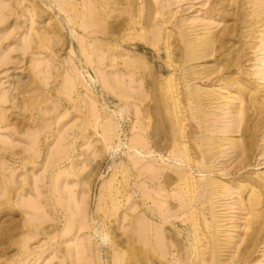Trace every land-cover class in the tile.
Instances as JSON below:
<instances>
[{"label":"rangeland","instance_id":"rangeland-1","mask_svg":"<svg viewBox=\"0 0 264 264\" xmlns=\"http://www.w3.org/2000/svg\"><path fill=\"white\" fill-rule=\"evenodd\" d=\"M92 1L0 0V264H264V0Z\"/></svg>","mask_w":264,"mask_h":264},{"label":"bare ground","instance_id":"bare-ground-1","mask_svg":"<svg viewBox=\"0 0 264 264\" xmlns=\"http://www.w3.org/2000/svg\"><path fill=\"white\" fill-rule=\"evenodd\" d=\"M94 1H96V0H94ZM94 1H92V2H94ZM100 1H101V0H99V2H100ZM103 1H106V0H102V2H103ZM92 2H91V4H90L91 6H92ZM108 2H109V1H107V2H105V3H108ZM67 3H68V2H66V5H69V4H67ZM69 3H70V2H69ZM94 3H95V2H94ZM94 3H93V6H95V12H96V9H100V8H99L98 6H97L98 8H96V5H94ZM96 3H98V0H97ZM96 3H95V4H96ZM100 3H101V2H100ZM98 4H99V3H98ZM33 5H34V4H33ZM64 5H65V4H64ZM66 5H65V7H66ZM75 5H76V4H75ZM99 5H100V4H99ZM102 5H103V4H102ZM154 5L156 6V4H154ZM34 6H35V5H34ZM34 6H33V7H34ZM60 6H61V5H60ZM62 6H63V5H62ZM91 6H90V7H91ZM104 6H105V4H104ZM107 6H108V5H107ZM33 7H32V8H33ZM65 7H64V9H65ZM70 7H73V6H72V3H70ZM75 7H76V6H75ZM75 7H73L74 10H76ZM84 7H85V5H84ZM90 7H89V5H87L86 9H87V8H90ZM100 7H101V6H100ZM59 8H62V7H59ZM101 8H102V7H101ZM151 8H152V7H151ZM35 9H37V8H34L33 11H34ZM62 9H63V8H62ZM83 9H84V8L82 7V10H83ZM86 9H84V10H86ZM90 9H92V8H90ZM90 9H88V10H90ZM93 9H94V8H93ZM102 9H103V8H102ZM154 9H155V7H154ZM154 9H153V10H154ZM60 10H61V9H60ZM60 10H59V11H60ZM65 10L68 11V6H67V9H65ZM71 10H72V11H71ZM71 10H70V12H73V11H74L73 9H71ZM84 10H83V11H84ZM100 10H101V9H100ZM83 11H82V13H83ZM86 11H87V10H86ZM91 11H94V10H91ZM97 11H98V10H97ZM103 11H106V10H103ZM155 11H156V10H154L153 12H155ZM39 12H40V11H39ZM60 12H63V10H61ZM75 12H76V11H75ZM77 12H78V10H77ZM98 12H100V11H98ZM149 12H150V11H149ZM153 12H152V13H153ZM34 13L37 14L36 12H34ZM40 13H41V12H40ZM65 13H66V12H65ZM65 13H64V14H65ZM73 13H74V12H73ZM73 13H71V14H73ZM82 13H81V17L86 15L85 12H84V15H82ZM102 13H104V12H102ZM106 13H107V12H105V14H106ZM108 13H109V12H108ZM68 14H70V13L68 12ZM88 14L90 15V17H92V15H91L89 12H88ZM95 14H96V13H95ZM260 14H261V12H260ZM260 14H259V15H260ZM65 15H66V14H65ZM75 15H77V14L74 13V16H75ZM89 15H88V16H89ZM96 15H97V14H96ZM106 15H107V14H106ZM108 15H109V14H108ZM1 16H2V15H1ZM41 16H42V15H41ZM41 16H39V17H41ZM74 16H73V17H74ZM86 16H87V15H86ZM98 16H99V14H98ZM100 16L102 17V15H100ZM67 17H69V15H68ZM77 17H79V16H77ZM101 17H100V18H101ZM105 17H106V16H105ZM155 17H156V20H158V19H157V15H156ZM84 18H85V17H83L82 20H83V21H86V20H84ZM88 18H89V17H88ZM88 18L86 17V19H88ZM93 18L95 19V20H94L95 22L98 21V20H96L95 16H93ZM93 18H92V19L90 18V19H91V22L93 21ZM70 19H72V18H70ZM97 19H99V18H97ZM103 19H104V18H103ZM105 19H106V18H105ZM163 19H164V17H163ZM167 19H168V20H167ZM167 19H166V22H167V24H168V22H169V18H167ZM99 20L102 21V18L99 19ZM107 20H108V19H107ZM156 20H155V21H156ZM69 21H70V20H69ZM71 21H72V20H71ZM71 21H70V22H71ZM152 21H153V20H152ZM163 21H164V20H163ZM163 21L160 22V20H159V23H163ZM91 22H90V25H91ZM98 22H99V21H98ZM103 22H104V21H103ZM156 22H157V21H156ZM166 22H164V23H166ZM87 23H88V21H87ZM124 23H125V22H124ZM164 23H163V24H164ZM93 24H94V22H93ZM128 24H129V23H128ZM153 24H155V23L153 22ZM156 24H157V23H156ZM83 25H87V24H84V22H83ZM88 25H89V24H88ZM88 25H87V26H88ZM90 25H89V27H90ZM157 25H158V24H157ZM87 26H86V27H87ZM121 26H122V25H121ZM151 26H152V25H151ZM153 26H154V25H153ZM153 26H152V27H153ZM86 27H85V28H86ZM103 27H104V26H103ZM152 27H150V28H152ZM155 27H158V26H154V28H155ZM154 28H153V29H154ZM159 28H160V27H159ZM159 28H156V29H159ZM86 29H87V28H86ZM98 29H99V27H98ZM149 30H150V29H149ZM162 30H163V29H162ZM162 30H161V32H162ZM152 31L155 32L156 30H152ZM159 31H160V30H159ZM159 31H156L155 33L159 32ZM56 32H57V31H56ZM149 32H150V31H149ZM154 32H153V35H154ZM90 33H92V32H90ZM145 33H146V32H145ZM159 33H160V32H159ZM39 34H40V33H39ZM54 34H56V33H54ZM147 34H148V33H147ZM40 35H42V36H41V37H42V38H41L42 40H43V39H48L47 37H46V38H43V36H44L43 34H40ZM150 35H151V34H150ZM150 35H149V36H150ZM155 35H157V34H155ZM155 35L152 36V37H155ZM158 35H159V34H158ZM158 35H157V37H158ZM37 36H38V35H37ZM46 36H47V35H46ZM143 36L146 37V39H145V43H146L147 45L152 46V47L157 46V43H156L157 41H153V39H151V37H150V38H147L146 35H143ZM213 36H214V35H213ZM44 37H45V36H44ZM145 37H144V38H145ZM157 37H155V39H156ZM159 37H160V35H159ZM159 37H158V38H159ZM207 37H209V36H207ZM210 37H211V35H210ZM37 38H38V37H37ZM144 38H143V39H144ZM158 38H157V39H158ZM215 38H216V36H215ZM215 38H214V37H211L210 40H206V39H205L206 41H203V42H201L202 40H200V42H201V46H200V48L198 47V49L196 48L198 51H197L196 49H195V51H193V53L195 52L194 55H195V56H198L200 53H202L201 51L206 52V51H207V46H206V45H207L208 43L210 44V43L215 42ZM5 39H6V38H5ZM41 39H40V40H41ZM208 39H209V38H208ZM40 40L38 41V39H37V42H39L38 44L41 43L42 40H41V41H40ZM43 41H44V40H43ZM43 41H42V43H43ZM45 41H46V40H45ZM195 41H196V40H195ZM30 42H31V41H30ZM37 42H36V43H37ZM48 42H49V39H48ZM191 42L193 43V41H191ZM42 43H41V45H43ZM29 44H30V43H29ZM38 44H36L35 47L38 46ZM48 44H49V43H48ZM188 44H189V43H188ZM41 45H39V46H41ZM199 45H200V44H199ZM199 45H198V46H199ZM189 46H190V45H189ZM43 47H44V46H43ZM202 47H204V49H203ZM210 47H211V46H210ZM41 48H42V47H41ZM41 48H40V50H42ZM27 49H29V48H27ZM47 49H48V48H47ZM208 49H209V48H208ZM101 51H102V50H101ZM199 51H200V53H199ZM8 52H9V51H8ZM190 52H192V51H190ZM202 56H203V55H202ZM2 57H3V55H2ZM4 57H5V56H4ZM8 57H9V55H8ZM8 57H7V58H8ZM198 57H199V56H198ZM198 57H196V58L199 59ZM204 57H205V56H204ZM192 58H194V56H192ZM196 58H195V59H196ZM200 58H201V57H200ZM138 62L142 63L143 61H139V60H138ZM39 63H41V62H39ZM144 63H145V62H144ZM38 65L41 66V64H38ZM37 67H38V66H37ZM38 68H39V67H38ZM39 70H40V69H39ZM39 70H38V73H39ZM42 70H43V69H42ZM40 71H41V70H40ZM41 72H42V71H41ZM69 79H70V78H69ZM73 82H74V81H73ZM73 82L71 81V83H73ZM71 83H70V84H71ZM0 86H1V85H0ZM2 86H3V85H2ZM4 87H5V86H4ZM1 88H3V87H1ZM113 88H114V87H113ZM109 89H110V88H109ZM4 90H5V89H4ZM4 90H3V91H4ZM7 90H8V89H7ZM7 90H5V92H6ZM33 90H34V89H33ZM68 90H69V89H68ZM3 91L0 92L1 95H2V94H6V93L3 92ZM114 91H115V90H114ZM114 91H113V92H114ZM37 92H38V91H37ZM8 94H9V93H8ZM8 94H7V95H8ZM12 94H13V93H12ZM1 95H0V99H1V97L3 96V95H2V96H1ZM68 95H70V94H68ZM42 96H43V95H42ZM210 97H211V96H210ZM14 98H15V97H14ZM196 98H197V97H196ZM1 100H2V99H1ZM8 100H9V99H8ZM174 100H176V98H175ZM5 101H6V100H5ZM7 102H8V101H7ZM9 102H10V101H9ZM40 102H41V101H40ZM40 102H39V103H40ZM1 103H5V102H1ZM10 103H11V102H10ZM39 103H38V104H39ZM175 104H176V102H175ZM35 105H37V104H35ZM35 105H33V107H37V106H35ZM231 105H232V104H231ZM175 106H176V105H175ZM191 106H192V105H191ZM232 106H233V105H232ZM178 108H179V107H178ZM33 109L35 110V108H33ZM2 110H3L2 112L4 113V108H3ZM173 110L175 111L174 113L176 114V115H175L176 117H174L175 120H176L177 118H179V117H177L178 112H177L176 108H175V109L173 108ZM0 111H1V110H0ZM179 111H180V110H179ZM235 111H236V110H235ZM2 112H1V114H0V118H1L2 116L6 115V113L3 114ZM236 112H238V111H236ZM2 114H3V115H2ZM1 115H2V116H1ZM183 115H184V114H183ZM204 115L206 116V117L204 116L205 119H206L207 117L209 118V116H208L209 113H208V114L206 113V114H204ZM237 115H238V114H237ZM237 115H236V116H237ZM173 116H174V115H173ZM202 116H203V114H202ZM202 116H200V117H202ZM4 117H5V116H4ZM6 117H7V115H6ZM8 117H9V116H8ZM7 119H8V118H7ZM200 119H202V118H200ZM209 119H210V118H209ZM0 120H1V119H0ZM3 120H4V119H3ZM173 120H174V119H173ZM181 120H182V119H181ZM181 120H178V123H179V121L181 122ZM8 121H10V120L8 119ZM8 121H7V122H8ZM246 121H247V119H246ZM172 122H175V121H172ZM182 122H183V120H182ZM182 122H181V125H182ZM178 123L176 122L175 125H177ZM39 124H40V123H39ZM172 124H173V123H172ZM40 126H41V125H40ZM173 126H174V125H173ZM177 126L180 127V125H177ZM238 126H239V125H238ZM38 127H39V126H38ZM174 127H175V126H174ZM174 127H173V128H174ZM233 127H234V126H233ZM11 128H12V127H11ZM14 128H15V127H13V129H14ZM181 128H182V127H180V131H179V129L176 130V127H175V130H176V131H179L180 134H183V131L181 130ZM28 129H29V128H28ZM28 129H26V130H28ZM229 129H231V128L229 127ZM29 130H30V129H29ZM171 130H172V128H171ZM173 130H174V129H173ZM173 130H172V132L175 131V130H174V131H173ZM236 130H237V129H236ZM33 131H34V130H33ZM33 131L31 130L32 135H34L33 133H35V132H33ZM210 131H211V130H210ZM26 132H27V131H26ZM26 132H25V134L29 137V135H31V134H28V132H27V133H26ZM29 132H30V131H29ZM181 132H182V133H181ZM228 132H229V131H228ZM36 133H38V132H36ZM176 133H178V132H176ZM176 133L174 132V134H176ZM230 133H231V132H230ZM39 134H40V133H38V135H39ZM180 134H178V135H180ZM26 135H25V136H26ZM38 135L35 134V136H32V139L30 140V142L33 143L32 141H35V140L37 141V139H38ZM173 136H174V135H173ZM173 136H171V137H173ZM2 137H3V136L0 135V140L3 141V138H2ZM30 137H31V136H30ZM143 137H144V136H143ZM143 137H142V138H143ZM175 137H176V136H175ZM181 137H182V136H181ZM224 137H225V136H224ZM248 137H249V136H248ZM248 137H247V138H248ZM33 138H35V140H34ZM138 138H139V137H138ZM138 138H137V139H138ZM177 138H178V137H177ZM203 138H204V137H203ZM231 138H232V137H231ZM231 138H230V137H227V138H224V139H226V143H227V144H230L231 147L234 145V146H233L234 148H239V142H240V141L237 143L235 140H233V139H231ZM7 139H8V140H7ZM7 139H5L4 141H6V140L9 141V140H10L9 138H7ZM172 139H173V138H172ZM174 139H176V138H174ZM179 139H182V138L179 137ZM220 139H221V138H220ZM222 139H223V138H222ZM135 140H136V139H135ZM138 140H139V139H138ZM138 140H137L136 142H134V140H133V144H132V145L134 146V143H135V145H136V143H139V142H140V143H139V144H140L139 146L141 147V146L143 145V143H142L140 140H139V142H138ZM141 140L145 141L144 139H141ZM197 140H198V139H197ZM7 141H6L5 143H7ZM36 141H35V142H36ZM173 141H174V140H173ZM178 141H179V140H178ZM178 141H175V142H174L175 144L172 142V143H173V146H172V147L175 146V147L177 148V150L180 148L179 145H178V146L176 145V142H178ZM181 141H182V140H181ZM181 141H180V145H182V144H181ZM219 141H220V140H219ZM221 141H223V140H221ZM237 141H238V140H237ZM211 142H212V141H211ZM223 142H224V141H223ZM3 143H4V142H3ZM16 143H17V142H16ZM31 143H30V144H31ZM141 143H142V144H141ZM217 143H218V141H217ZM220 143H222V142H220ZM9 144H11V143H9ZM36 144H37V143H36ZM36 144H31V145L34 146V145H36ZM224 144H225V142L223 143V145H224ZM227 144H225L224 146H226ZM137 145H138V144H137ZM137 145H136V146H137ZM145 145H146V143L144 144L143 147H145ZM147 145H148V144H147ZM147 145H146V146H147ZM183 145H184V144H183ZM185 145H186V144H185ZM185 145H184V146H185ZM211 145H212V144H211ZM244 145H245V147H246V151H248V149H249V147H250V146H249V145H250V144H249V141H248V142L246 141V143H245ZM133 146H132V147H133ZM186 146H187V145H186ZM186 146H185V147H186ZM212 146H213V145H212ZM30 147H32V146H30ZM143 147H142V148H143ZM182 147H183V146H182ZM186 148H187V147H186ZM217 148L219 149L220 146L217 147ZM224 148H225V147H224ZM224 148H223V149H224ZM28 149H30V148H28ZM134 149H135V148H134ZM173 149H174V148H173ZM183 149H184V148H183ZM211 149H212V148H211ZM221 149H222V148H221ZM221 149H220V150H221ZM240 149H241V148H240ZM137 150H138V148H137ZM140 150H141V148H140ZM145 150H146V149H145ZM184 150H186V149H184ZM184 150H183V151H184ZM198 150H199V149H198ZM206 150H207V149H206ZM209 150H210V149H209ZM213 150H214V149H213ZM146 151H147V150H146ZM174 151H175V149H174ZM174 151H173V153H175V158H176V160L178 159L177 161L180 160V161L182 162V160L185 159L184 157H182V158L179 157L180 155H181V156L183 155V154H182L183 152H181L182 150H181V149H180V151L178 150L179 152H178V151H175V152H174ZM186 151H187V150H186ZM186 151H184V152H186ZM188 151H189V150H188ZM210 151H211V150H210ZM29 152H30V151H29ZM140 152H142V151H140ZM148 152H149V151H148ZM180 152H181V153H180ZM205 152H206V151H205ZM213 152H214V151H213ZM221 152H222V151H220V153H221ZM142 153H143V152H142ZM150 153H151V152H150ZM176 153H180V154H178L179 156H178ZM187 153H188V152H187ZM187 153H186V155H187ZM218 153H219V152H218ZM218 153H217V154H218ZM27 154H28V153H27ZM184 154H185V153H184ZM189 154H190V153H189ZM189 154H188L187 157H188V159H190V161H191V158H189V157H190ZM201 154H202V153H201ZM206 154L208 155V153H206ZM206 154H205V156H206ZM32 155H33V154H32ZM171 155H172V154H171ZM215 155H216V154H215ZM172 156H173V155H172ZM205 156H204V157H205ZM185 157H186V156H185ZM187 157H186V158H187ZM212 157H213V156H212ZM208 158H211V157H208ZM201 159H203V158L201 157ZM211 159H212V158H211ZM186 160H187V159H186ZM205 160H206V158H205ZM57 161H58V160H57ZM180 161H179V162H180ZM187 161H189V160H187ZM190 161H189V162H190ZM209 161L211 162L210 159H209ZM184 162H185V161H184ZM184 162H183V163H184ZM202 162H203V161H202ZM202 162H201V163H202ZM207 162H208V160H207ZM210 162H209V163H210ZM136 163H137V162H136ZM155 163H156V162H155ZM190 163H191V162H190ZM196 163H199V162H196ZM209 163H208V164H209ZM181 164H182V163H181ZM204 164H205V162H203V164H198V165H202V167H204V166H203ZM150 165H151V164H150ZM152 165H153V167H155L154 164H152ZM152 165H151L150 168H149V166H148V168H149L150 170H153V169H154V171H155V170L157 169V166H156V169H155V168L152 169ZM182 165H183V164H182ZM179 166H180V169H181V165H180V164H179ZM210 166H211V165H210ZM182 167H183V166H182ZM148 168H147V169H148ZM161 168H162V167H161ZM161 168L159 167L158 171H157V170H156V171L159 172ZM165 168H166V167H165ZM145 169H146V166H145ZM149 169H148L147 171L145 170V172H148V171L150 172ZM170 169H171V168H170ZM180 169H179V167H178V170H179V171H181ZM162 170H163V168H162ZM162 170H161V172H162ZM175 170H176V169H175ZM178 170H176L177 173L179 172ZM183 170H184V168H182V172H180V173H181V176L184 174L183 172H184L185 170H184V171H183ZM152 172H153V171H152ZM174 172H175V171H173V173H174ZM153 173H154V172H153ZM164 173H167V172H165V170H164L163 174H164ZM169 173H170V172H169ZM177 173H175V174H177ZM182 173H183V174H182ZM186 173H187V172H186ZM155 174H156V173H155ZM159 174H161V173H159ZM159 174H157V177H158ZM188 174H189V173H188ZM188 174H187V175H188ZM8 175H9V174H8ZM165 175H166V176H165V180H164V182H171V181H176V180L181 181V180H183V181H184V182L182 181L183 184L185 183L184 185H186L187 190L190 191V189H191V180L193 181L192 178L190 179V176H189V178H188V176L185 174V175L187 176V178L183 175L185 178L182 177L183 179H179V178L176 179V178H175V177H177L176 175H174L175 177L173 176V174H165ZM189 175H190V174H189ZM4 176H6V180H7V175H4ZM11 176H12V174H11ZM11 176L9 175V177H11ZM154 176H155V175H154ZM154 176H153V177H154ZM162 176H164V175H162ZM178 176H179V175H178ZM179 177H180V176H179ZM15 178H17V177L15 176ZM150 178H151V177H150ZM150 178H149V176H148V179H150ZM180 178H181V177H180ZM8 179H9V178H8ZM11 179H12V178H11ZM11 179H10V181H11ZM154 179H155V178H154ZM156 179H157V178H156ZM163 179H164V177H163ZM14 180H15V179H14ZM17 180H18V179H17ZM150 180H151V182H152V178H151ZM15 181H16V180H15ZM15 181H14V183H15ZM212 181H213V180H212ZM212 181L209 182L210 185H211V182H212ZM7 182H8V181H7ZM11 182H12V181H11ZM155 182H156V181H155ZM155 182H154V183H155ZM176 182H177V181H176ZM213 182H215V181H213ZM8 183H9V182H8ZM152 183H153V182H152ZM154 183H153V184H154ZM216 183H217V182H215V185H216ZM5 184H6V182H5ZM9 184H10V183H9ZM16 184H17V183H16ZM20 184H21V182L19 181V185H20ZM165 184H166V183H165ZM170 184H171V183H170ZM172 184H173V182H172ZM181 184H182V183H180V186H181ZM193 184H194V183H193ZM218 184H219V183H218ZM11 185H12V186H11ZM14 185H15V184H14ZM154 185H155V184H154ZM158 185H159V184H158ZM175 185H179V184H175ZM184 185H183V186H184ZM215 185H214V183H213L212 186H215ZM7 186H8V185H7ZM7 186H6V187H7ZM10 186H11V188H12V187H15V186H13V183L10 184ZM17 186H18V185H17ZM166 186H167V185H166ZM193 186H195V185H193ZM217 186H218V185H217ZM18 187H19V186H18ZM159 187H160V185H159V186H156V188H158V189H159ZM161 187H162V186H161ZM165 188H166V187H165ZM177 188L179 189V187H177ZM192 188H193V187H192ZM209 188H211V187H209ZM6 189H7V188H6ZM14 189H15V188H14ZM180 189L183 190V187H182V188L180 187ZM193 189H194V188H193ZM193 189H192V191H193ZM214 189H215V188H214ZM12 190H13V189H12ZM187 190H186V193L188 194L189 191L187 192ZM219 190H220V189H219ZM10 191H11V189H10ZM179 191H180V190H179ZM184 191H185V190H184ZM212 191H213V190H212ZM176 192H177V191H176ZM180 192H181V191H180ZM194 192H195V189H194ZM8 193H9V192H8ZM186 193L184 192L183 194L185 195ZM189 193H190V192H189ZM5 194H6V192H5ZM156 194H157V193H156ZM179 194H180V193H179ZM187 194H186V195H187ZM193 194H194L193 192L190 193V195H192V196H189V197H191V199H193V198H192V197L194 196ZM212 194H213V193H212ZM217 194H218V193H217ZM169 195H170V194H169ZM174 195H176V194L174 193ZM188 195H189V194H188ZM188 195H187V196H188ZM213 195H214V194H213ZM19 196H20V195H19ZM176 196H177V195H176ZM215 196H216V193H215ZM2 197H3V196H2ZM20 197H22V196H20ZM38 197H39V196H38ZM172 197H173V196H172ZM178 197H179V196H178ZM151 198H152V197H151ZM189 199H190V198H189ZM189 199H188V200H189ZM38 201H39V202H38ZM38 201H37V203H36L37 206L41 205V204H40V200H38ZM166 201H167V200H166ZM166 201H165V202H166ZM173 201H174V200H173ZM191 201H192V200H191ZM191 201H190V202H191ZM17 202H18V201H17ZM161 202H162V201H161ZM170 204H171V203H170ZM170 204H169V205H170ZM0 205H1V204H0ZM30 205H31V203H30ZM33 205H34V204H33ZM28 206H29V205H28ZM162 206H163V205H162ZM31 207H32V206H31ZM31 207H29V208H31ZM39 207H40V206H39ZM33 209H34V208H33ZM36 209H37V208H36ZM38 209H39V208H38ZM161 209H162V208H161ZM166 209H167V208H166ZM169 209H170V208H169ZM167 210H168V209H167ZM160 211H161V215L164 214V213H166L165 211L162 212L163 210H158L159 213H158L157 211H156V212H157L158 214H160ZM170 211H171V210H170ZM170 211H169V212H170ZM150 212H151V211H150ZM167 213H168V212H167ZM171 213H172V212H171ZM171 213H170V214H171ZM153 214H154V213H153ZM184 214H185V213H184ZM161 215H160L159 217H161ZM168 215H169V213H168ZM202 215H203V214H202ZM135 216H137V215H135ZM140 216H141V214H140ZM146 216H147V215H146ZM165 216H167V215H165ZM171 216H172V214H171ZM171 216H170V217H171ZM184 216H185V215H184ZM191 216H193V215L191 214ZM191 216H190V217H191ZM195 216H197V215L194 214V217H195ZM143 217H145V216H143ZM159 217H158V218H159ZM167 217H168V216H167ZM29 218H30V217H29ZM141 218H142V216H141ZM164 218H165V217H164ZM171 218H172V217H171ZM171 218H170V219H171ZM199 218H200V217H199ZM137 219H140V218H137ZM145 219H146V218H144V219H140V220H142V222H141L140 220H136V219H134V220H136V221H140L141 223H143V224H141V228L144 227V229H145L146 232H147L148 230H149V232H150L151 227L154 229L156 223H154L153 226H152V225H151L152 222H151V224H150V222L148 223L149 220L146 221ZM156 219H157V218H156ZM161 219H163V218H161ZM178 219H179V218H178ZM186 219H187V218H186ZM193 219H194V218H193ZM32 220H33V219H32ZM164 220H165V219H164ZM166 220H168V219H166ZM140 222H137V224H135V225H138V224H139L138 226L140 227ZM161 222H163V221H161ZM134 223H135V222H134ZM159 223H160V222H159ZM164 223H165V222H164ZM164 223H163V224H164ZM135 225H134V226H135ZM142 225H143V226H142ZM161 225H162V223L160 224V226H161ZM195 225H196V224H195ZM138 226H136V227H138ZM69 227H71V226L69 225ZM139 227H138V228H139ZM158 227H159V225H158ZM158 227H155V228H157V230H158V231L156 230L155 232H160V231L162 232L163 230L158 229ZM163 227H164V226H163ZM132 228H133V226H132ZM132 228H131V230H132ZM159 228H162V227H159ZM193 228H194V226H193ZM41 229H42V228H41ZM136 229H137V228H136ZM153 229H152V230H153ZM159 230H160V231H159ZM198 230H199V228H198ZM202 230H203V229H202ZM202 230H201V231H202ZM205 230H206V229H205ZM135 231H137V230H135ZM135 231H134V232H135ZM165 231H166V230H165ZM167 231H168V230H167ZM167 231H166V232H167ZM201 231H199V233H198L199 235H200ZM132 232H133V230H132ZM140 232H141V231H140ZM140 232L138 231L139 235L142 234L141 236H138V237H141V239H142V240L139 239V241H138V242H140V241L142 242V244H141V242H140V249H145V247H144L145 245H143V244H147V243H143V240H144L145 242H148V243H149V240H148V239H150L151 237H155L156 235H155V236L152 235V236H150L148 239L145 240L146 237H143V238H142V236H143L144 233H141V234H140ZM149 232H148V233H149ZM151 232H152V231H151ZM155 232H154V233H155ZM168 232H169V231H168ZM193 232H194V231H193ZM129 233H130V232H129ZM138 233H136V234L138 235ZM174 233H175V232H174ZM136 234L134 233L135 237H136ZM155 234H156V233H155ZM159 234H162V233H159ZM166 234H167V233H166ZM193 234H194V233H193ZM198 234H197V235H198ZM207 234H208V232H207ZM157 235H158V234H157ZM170 235H171V234H170ZM170 235H169V236H170ZM176 235H177V234H176ZM195 235H196V232H195ZM199 235H198V236H199ZM201 235H204V233H203V234L201 233ZM172 236H173V234H172ZM198 236L196 237V239L199 240ZM133 237H134V236H133ZM135 237H134V239L137 240ZM138 237H137V238H138ZM147 237H148V236H147ZM158 237H159V236H158ZM158 237H155V238H156V242L159 241V240H160V241L162 240V238H160V237L158 238ZM163 237H165V236L163 235ZM210 237H211V236H210ZM30 238H31L30 236H27V238H24V239H30ZM155 238H152V239L155 240ZM165 238H166V237H165ZM179 238H180V236H179ZM205 238H208V237H205ZM24 239H22V240H24ZM176 239H177V238H176ZM194 239H195V238H194ZM202 239H203V238H202ZM202 239L199 240L200 243H201V240H202ZM208 239H209V238H208ZM126 240H127V239H126ZM150 240H151V239H150ZM153 240H152V241H153ZM163 240H165V239H163ZM163 240H162V242H163ZM177 240L180 241L179 239H177ZM177 240H175V241H177ZM198 240H196V241H198ZM210 240H211V239H210ZM27 241L29 242V240H27ZM127 241H128V240H127ZM166 241H169V240H166ZM170 241H171V240H170ZM170 241H169V242H170ZM178 241H177V242H178ZM211 241H212V240H211ZM23 242H25V240H24ZM23 242L21 241V243H22V247H23V248H28V247H26V246H27V242L25 243L26 246H24L25 244H24ZM156 242H154V243H153V242H152V243L150 242V245H149V244H148V245H149L150 247L152 246V247L156 248V246L158 247V246L160 245V242L158 243V245H156ZM177 242H176V243H177ZM181 242H182V241H181ZM181 242H178V243L176 244V246H175V247H177L176 249H178V252H179V253H180V250H181L180 246H183V245H180V244H179V243H181ZM204 242H205V241H204ZM173 243H174V241H173ZM200 243H196L195 245H197V244L200 245ZM206 243H209V240L206 241ZM23 244H24V245H23ZM162 244H163V243H162ZM162 244H161V245H162ZM165 244H166V243H165ZM167 244H168V245H169V244L171 245V243H167ZM209 244H210V243H209ZM155 245H156V246H155ZM179 245H180V246H179ZM198 245H197V246H198ZM217 245H218V244H217ZM146 246H147V245H146ZM201 246H202V245H201ZM147 247H148V246H147ZM152 247H151V248H152ZM161 247H162V246H161ZM161 247H160V248L158 247V248L156 249V251L158 250L159 252H161L160 254H162V255H161L160 257L163 259V256L166 257V256L169 254V250H170V249H166L168 246H167V247L165 246L166 248L164 249V251H161V250H163L164 245H163L162 248H161ZM173 247H174V245H173ZM173 247H172V245H171V248H173ZM194 247H195V246H194ZM151 248L148 247V248L146 249V252H147V251L149 252V250L153 252V249L151 250ZM169 248H170V247H169ZM182 248H184V246H183ZM188 248H189V247H188ZM198 248H199V246H198ZM131 249H132V248H131ZM159 249H160V250H159ZM176 249H175V252H176ZM195 249H196V247H195ZM199 249H200V248H199ZM184 250H186V249H184ZM184 250H183V251H184ZM217 250H218V249H217ZM139 251H140V250H139ZM170 251H171V250H170ZM190 251H191V250H189L188 252H190ZM197 251H198V250H197ZM197 251H196V255H195L197 261H198V259L201 260V261L203 260L202 262H204V261H209V260H210V261L213 263L215 260H217V259H216L217 256L214 255L215 252H214V254H213V252H212V254L209 256V258H207V257H205V251H203V250H202V251H198V255H197ZM148 252H147V253H148ZM141 253H144V250H143V252L141 251ZM150 253H151V252H150ZM157 253H158V252H157ZM157 253H156V256L159 254V253H158V254H157ZM163 253H164V254H163ZM184 253H185V252H184ZM186 253H187V250H186ZM160 254H159V255H160ZM181 254H182V253L178 254V257H179V255H181ZM159 255H158V256H159ZM176 255H177V254H175V256H176ZM184 255L187 256L188 254H184ZM170 256H171V255H170ZM175 256H174V257H175ZM190 256H191V255H190ZM178 257H175V258H177V261H176V262H180V261H181V262H180L181 264H185L184 262L188 261V260H186L187 257L185 258V256H183V258H178ZM153 258H155V257H153ZM184 258H185L186 261H184ZM159 259H160V258H159ZM162 259H161L160 261H162V262L164 263V259H163V260H162ZM187 259H188V258H187ZM165 261H166V259H165ZM197 261H196V262H197ZM201 261H200V263L202 264ZM170 262H171V261H170ZM176 262H175V263H176ZM189 262H190V261H189ZM216 262H217V261H216ZM160 263H161V262H160ZM175 263H174V264H175ZM200 263H199V264H200ZM167 264H168V263H167ZM177 264H178V263H177ZM187 264H188V263H187Z\"/></svg>","mask_w":264,"mask_h":264}]
</instances>
